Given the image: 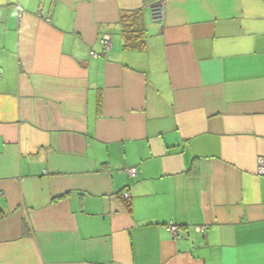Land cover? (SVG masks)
I'll return each mask as SVG.
<instances>
[{
  "label": "crops",
  "instance_id": "0c3cea01",
  "mask_svg": "<svg viewBox=\"0 0 264 264\" xmlns=\"http://www.w3.org/2000/svg\"><path fill=\"white\" fill-rule=\"evenodd\" d=\"M260 156L264 0H0V264H264Z\"/></svg>",
  "mask_w": 264,
  "mask_h": 264
},
{
  "label": "trees",
  "instance_id": "16d2710c",
  "mask_svg": "<svg viewBox=\"0 0 264 264\" xmlns=\"http://www.w3.org/2000/svg\"><path fill=\"white\" fill-rule=\"evenodd\" d=\"M118 23L121 27L120 35L123 48L128 50L144 49L146 46L145 30L140 10L123 14Z\"/></svg>",
  "mask_w": 264,
  "mask_h": 264
},
{
  "label": "built area",
  "instance_id": "2783aa9c",
  "mask_svg": "<svg viewBox=\"0 0 264 264\" xmlns=\"http://www.w3.org/2000/svg\"><path fill=\"white\" fill-rule=\"evenodd\" d=\"M149 9H150L151 17L154 21L161 22L163 20L164 6H163L162 1L149 5ZM100 43L103 49H109L110 39L107 36L102 37L100 39ZM125 171L130 176H134L136 173V168L127 167L125 168ZM256 174L259 176H264V157L263 156H260L256 159ZM128 197H129L128 194L124 193V198L128 199ZM166 227L173 238H176L179 235L178 227L173 222H169L166 225ZM196 229L198 231H203L205 229V226H197Z\"/></svg>",
  "mask_w": 264,
  "mask_h": 264
}]
</instances>
